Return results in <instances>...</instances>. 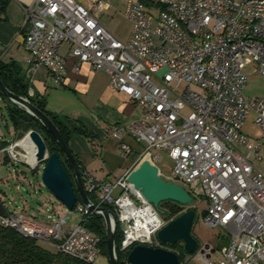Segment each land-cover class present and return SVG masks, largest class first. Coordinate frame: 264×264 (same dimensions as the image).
I'll use <instances>...</instances> for the list:
<instances>
[{"label": "built area", "instance_id": "1", "mask_svg": "<svg viewBox=\"0 0 264 264\" xmlns=\"http://www.w3.org/2000/svg\"><path fill=\"white\" fill-rule=\"evenodd\" d=\"M93 3L99 11L107 8L103 0ZM23 9V43L33 70L46 68L56 84L63 81L70 59L75 71L88 64L106 73L110 87L142 109L131 124L113 127L112 137L125 151L130 150L126 136L142 143L140 161L157 164L153 150H168L175 161L174 181L165 180L183 185L194 199L205 198L204 226L223 229L230 242L220 249L205 244L197 258L203 264H264V169L259 165L264 99L244 92L248 66L264 76V0H129L126 40L76 0H33ZM65 43L71 45L67 56L60 53ZM253 111L262 131L255 140L244 131ZM21 141L1 152L29 162L19 149ZM129 173L97 181L82 172L88 193L98 192L99 201L93 202L113 207L127 256L136 245L162 247L157 232L167 223L128 181ZM76 207L84 218L93 213L84 204ZM68 217L43 223L9 210L0 199V226L53 253L100 264L101 237L83 223L64 232Z\"/></svg>", "mask_w": 264, "mask_h": 264}, {"label": "crops", "instance_id": "2", "mask_svg": "<svg viewBox=\"0 0 264 264\" xmlns=\"http://www.w3.org/2000/svg\"><path fill=\"white\" fill-rule=\"evenodd\" d=\"M32 1L8 0L5 12L0 14L4 18V20H0V59L5 62L15 61L21 68L24 65L22 72L30 84L29 94L31 95L32 93L35 99L44 100L46 109L56 114L61 120L73 121L77 125L85 127L93 135V140L81 134L73 135L69 140V146L75 154L76 159H78L82 172L88 173L97 181L122 177L127 172L132 171L140 162L144 145L126 136L123 142L129 145L130 150L125 151L121 148L120 141L112 137L111 130L117 125H129L140 118L142 109L127 94L111 88L109 77L106 73L94 71L88 64H84L79 71H75V61L70 59L66 74L60 84L55 83L53 76L46 68L37 67L33 70V65H30L28 62L31 54L23 43L27 33V30L23 28L25 18L23 7L29 5ZM76 1L90 8L100 22L101 14L111 8L108 0H103L107 5V8L103 11H99L95 7L93 0ZM101 23L105 26L103 22ZM105 27L109 30L107 26ZM130 30L128 34L122 36L123 38H118L126 40L130 34ZM70 50L71 45L65 43L60 48V53L63 56H67ZM7 53H10L8 58H6ZM250 67L255 68V66L250 65L246 69H250ZM246 69L245 73L249 75V82L252 79L262 78V75H259L255 71L248 70L247 72ZM250 98L254 99V97ZM1 103H3L6 109L8 104L0 97L1 116H5L3 113L5 110L1 106ZM255 129L260 133L258 136L257 133L254 134ZM244 131L253 140L261 136L262 131L256 123L255 111L246 120ZM17 135L18 133L15 130V136ZM18 139L16 137L9 142L6 136L0 135V181H3L5 168L11 164L12 160L10 155L1 152V149L5 142L10 145ZM260 152L261 158L259 165L264 169V147L261 148ZM28 155L27 153L26 156ZM0 199L7 206L5 200L2 197ZM7 208L12 210L8 206ZM12 211L28 214L23 210ZM47 212V221L40 220L33 215L31 216L40 222L49 223L59 220L66 215L60 210L56 212L54 208H48ZM74 226L76 225L66 224L64 226V232ZM98 262L100 264H110L109 258L102 252Z\"/></svg>", "mask_w": 264, "mask_h": 264}, {"label": "water", "instance_id": "3", "mask_svg": "<svg viewBox=\"0 0 264 264\" xmlns=\"http://www.w3.org/2000/svg\"><path fill=\"white\" fill-rule=\"evenodd\" d=\"M0 90L2 94L12 103L17 104L48 130L56 139L63 151L71 173L62 162L59 152L49 153L47 143L43 135L37 130L28 131L21 140L30 139L37 150L35 164L46 162L42 173L43 185L49 189L55 197L69 210L76 208L78 204V193L82 197L84 205L93 213L101 214L106 222L107 245L110 264H120L116 245V222L111 210L105 206H98L90 197L86 184L80 171L75 154L51 118L39 109L28 98L13 93L4 83L0 75ZM128 181L137 189L143 198L152 203L163 215L165 212L161 204L167 201L180 205H191L194 198L181 184L166 181L161 176V171L156 163L150 159L141 160L130 171ZM197 219V210L185 211L177 218L169 221L157 232V239L162 245L176 246L180 241L184 243V250L194 253L199 248V241L193 235V228ZM210 245L207 244L206 247ZM128 264H181L179 255L170 249L163 247H152L147 245L134 246L127 256Z\"/></svg>", "mask_w": 264, "mask_h": 264}, {"label": "trees", "instance_id": "4", "mask_svg": "<svg viewBox=\"0 0 264 264\" xmlns=\"http://www.w3.org/2000/svg\"><path fill=\"white\" fill-rule=\"evenodd\" d=\"M7 5H8V0H0V14H3L5 12ZM0 20H4V18L0 16ZM22 73H23L22 68L15 61L5 62L0 59V75L5 85L13 93L28 98L39 109L45 112L59 128L60 132L62 133L67 143H69L71 137L76 134L84 135L87 138L93 140L94 138L93 135L85 127L79 126L73 121L61 120L56 114H53L52 112L46 109L44 100L35 99L33 96H31L29 94V89H30L29 81ZM0 97L3 98L8 104L7 112L14 126V129L18 133V138H22L23 135L30 130L39 131L43 135L47 143L49 153L51 154L54 152H59L63 164L65 165L67 170L71 173V168L69 166V163L63 151L61 150L60 146L58 145L56 139L53 137V135L48 130H46L42 126V124L32 115H30L28 112H26L17 104L10 102L2 94L1 90H0ZM8 145L9 143L5 142L3 148L7 147ZM22 146L29 149L30 158L36 159L37 150L29 138L28 139L26 138L20 142V148ZM76 160H77V164L79 165L78 159ZM77 193L79 197L77 205L84 204L82 197L80 196L78 191ZM93 196H94L93 194L89 193L90 199L96 202ZM102 205L108 207L111 210L112 215L115 214L113 207L111 205L108 204H102ZM161 208L165 212L163 214V218L166 222H169L177 218L187 210L195 209L192 206V204L184 206L171 201L162 203ZM81 223H83L87 228L97 233L101 237V244H100L101 252L109 258L106 222L104 217L101 214L89 213ZM115 239H116L117 252L119 257V263L128 264L127 253H125L121 249L122 229L119 224H117L116 226ZM162 247L166 249H170L173 252L177 253L179 255L182 264L183 254L180 253L179 243L176 246L162 245ZM181 249L182 250L184 249L183 244L181 245ZM0 264H87V263L66 254L53 253L40 246L35 239L23 236L12 228H6L0 226Z\"/></svg>", "mask_w": 264, "mask_h": 264}, {"label": "rangeland", "instance_id": "5", "mask_svg": "<svg viewBox=\"0 0 264 264\" xmlns=\"http://www.w3.org/2000/svg\"><path fill=\"white\" fill-rule=\"evenodd\" d=\"M108 1L111 4V8L101 14V22H103L117 38H123L122 36L128 34L131 27L130 22L125 17V11L129 0ZM9 56L10 53H7L6 58ZM22 68H24V65ZM248 70L256 72L254 67L246 69L247 72ZM245 94L249 97H254V99H264V76H262L261 79L250 80L245 89ZM1 106L5 110L3 112L5 116H1L0 111V135L6 136V139L11 142L12 139L18 137V135L15 136V129L9 118L6 107L3 106V103H1ZM256 133L257 136L260 134L257 129L254 131V134ZM19 140L21 139L19 138L16 141ZM19 149L23 154H29L28 148L22 146ZM153 152L158 155L157 166L164 179L172 180L171 175L174 170L175 161L171 157L170 152L165 149H156L153 150ZM27 157L29 162L15 161L12 159L11 164L5 168V172L3 173L4 179L0 181V197L5 200L7 206L12 210L26 211L28 214L38 217L43 221H47V209L54 208L56 212L60 210L66 214L65 216H69L67 219L68 225L80 224L84 219L83 212H81L78 207L69 210L43 185L42 173L46 166V162H39L32 166L31 163L35 164L36 159L30 158L29 155ZM120 193L121 189L119 188L115 192V197L119 196ZM93 197L95 201H99L98 192H96ZM196 201L199 203L200 207L197 208V219L193 228V235L199 241V248L194 253H188L184 249H181V245L183 244L184 246V243L180 241L179 249L180 253L183 254L182 264H203L202 261L197 258V254L202 250L205 244L211 245L214 249H220L227 246L230 242L228 235L223 229H209L204 226L202 222V206L205 203V198L198 196ZM214 256H216V254Z\"/></svg>", "mask_w": 264, "mask_h": 264}, {"label": "flooded vegetation", "instance_id": "6", "mask_svg": "<svg viewBox=\"0 0 264 264\" xmlns=\"http://www.w3.org/2000/svg\"><path fill=\"white\" fill-rule=\"evenodd\" d=\"M197 201H196V199H194V202L193 203H196Z\"/></svg>", "mask_w": 264, "mask_h": 264}]
</instances>
